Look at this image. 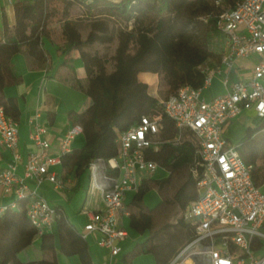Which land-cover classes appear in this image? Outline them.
Instances as JSON below:
<instances>
[{
  "label": "trees",
  "instance_id": "16d2710c",
  "mask_svg": "<svg viewBox=\"0 0 264 264\" xmlns=\"http://www.w3.org/2000/svg\"><path fill=\"white\" fill-rule=\"evenodd\" d=\"M51 1L24 0L16 9L14 35L6 29L5 39L0 43V106L16 122L21 114L17 100L5 96V88L19 81L11 60L21 52L46 60L43 38L50 34L48 26L55 16L50 9ZM62 1L64 17L72 4H78L92 20L88 35L83 37L76 22L65 19L62 27L65 43L60 49L66 65L73 64L68 55L77 50L86 74L85 81H78V89L90 104L73 118L74 125L82 126L85 144L62 159L64 178L76 170L81 180L91 162L108 161L118 155L119 133L137 125L142 115L155 114L153 111L160 108V101L150 93L149 85L139 80L140 73L162 75L172 93L184 85L203 86L207 72L221 62L222 52L217 49L216 38L222 34L216 26L217 16L233 0L222 6H217L215 0H95L90 4ZM207 16L210 18L205 21ZM110 21L117 23L116 36L111 33ZM115 41L112 59L93 52L97 43ZM263 125L264 121L247 128L238 148L244 161L254 165L253 180L259 187L264 186ZM162 126V139L176 137L175 124L165 115ZM148 158L165 168L169 175L160 181L148 178L141 181L130 208V228L148 234L140 246L142 253H152L158 264H168L195 234L182 213L198 197L193 193L197 184L191 168L199 157L192 136L187 134L176 145L166 142L159 151L150 150ZM153 187H158L163 202L148 210L143 199ZM181 194L186 198L184 202L179 200ZM57 214L64 252L77 255L81 264H94L83 234L70 225L61 208H57ZM49 235L40 237L46 240ZM37 236V229L27 216L26 201H20L17 210L4 211L0 216V264H19L18 253Z\"/></svg>",
  "mask_w": 264,
  "mask_h": 264
},
{
  "label": "built area",
  "instance_id": "2783aa9c",
  "mask_svg": "<svg viewBox=\"0 0 264 264\" xmlns=\"http://www.w3.org/2000/svg\"><path fill=\"white\" fill-rule=\"evenodd\" d=\"M69 1L90 4L95 0ZM226 1L215 3L222 6ZM216 26L225 38V47L220 64L207 72L203 86L184 85L161 100L158 114L142 115L137 125L119 133L116 157L96 159L88 167L91 190L100 191L104 207L88 212L83 236L98 234L99 246L111 257L121 253V242L129 237L120 226L121 218L130 215L126 197L137 193L143 174L150 175L159 168L148 158V152L158 151L166 142L176 145L190 134L199 157L191 168L198 197L185 207L182 216L195 234L168 264H264V193L253 180L254 165L245 162L239 145L225 137L227 125L245 111L252 110L264 120V0H233L217 16ZM250 57L258 58L251 71L231 82L237 62ZM214 76L223 79L226 92L205 100L203 91ZM164 115L178 130L174 139L161 138ZM17 126L0 106V141L14 157V162L0 172V198L14 195L16 201H26L28 219L42 236L52 232L58 214L40 196L39 187L45 182L56 189L66 187L50 168L62 164L83 129L73 125L54 156L51 144L41 137L45 130L36 124L31 137L38 150L29 155L23 173H19ZM8 208L1 207L0 214Z\"/></svg>",
  "mask_w": 264,
  "mask_h": 264
},
{
  "label": "crops",
  "instance_id": "0c3cea01",
  "mask_svg": "<svg viewBox=\"0 0 264 264\" xmlns=\"http://www.w3.org/2000/svg\"><path fill=\"white\" fill-rule=\"evenodd\" d=\"M120 2L121 0H112ZM24 0H0V43L5 39V30L8 29L11 35H14L16 26V9L23 4ZM50 9L55 16L49 24L50 34L44 36L43 47L47 51L46 60H39L35 57L21 52L15 55L11 60L13 73L19 81L5 88V96L17 100L20 109V118L18 124L19 144L17 152L20 155L18 162V172L23 173L24 165L30 154L37 151L38 148L32 140V133L36 124L45 131L41 137L51 144V153L58 154L63 136L74 125V116L82 113L90 104L87 96L78 89V81H85L86 74L80 60L77 50H73L69 58H72L73 64L66 65L65 56L62 51L65 43L63 35V23L65 19L76 21L77 14L83 16V8L78 4H72L68 8V14L64 17L65 5L62 0H52ZM89 21H92L88 19ZM77 24V23H76ZM82 34L81 29L77 25ZM223 36V35H222ZM224 44H225V38ZM223 44V49L225 45ZM223 53V51H222ZM257 57L241 59L232 70L231 81H239L242 76L248 74L257 62ZM254 61V62H251ZM141 82L152 85L157 80V74L142 72L138 75ZM226 92L223 79L220 76H214L211 85L203 91L202 97L205 100H211ZM257 116L252 110L243 112L240 116L231 121L225 130L226 139L240 145L232 132L238 130L241 124L246 132L247 128H254L256 125L251 121H246L245 116ZM251 117V120H252ZM237 139V137H236ZM85 144L83 133L77 135L72 142V149H80ZM162 147V146H161ZM159 148V150L161 149ZM158 150V151H159ZM14 162L13 152L7 149L0 141V172L9 164ZM52 172L65 182L64 189H56L50 183H43L39 187V194L43 197L52 208H61L64 211L66 220L79 233H84V227L89 221L88 212H97L103 209L104 203L100 191L91 190V176L88 169L81 180L79 173L74 170L72 174L64 178L65 169L62 164L52 166ZM169 172L159 166V168L150 175L143 174V179H152L160 181L166 178ZM79 183V188L75 186ZM31 184L34 186V182ZM198 196V190L193 192ZM172 195V193L170 194ZM134 194H129L125 199V205L129 212ZM184 195H179V200L185 201ZM163 202L158 187H153L144 196L143 204L148 210H153ZM9 207L13 210L19 208V202L14 195H3L0 198V208ZM2 214H0L1 216ZM120 226L124 227L129 237L121 242V253L116 257H111L110 252L99 246V235L95 233L88 234L85 239L88 244L89 253L94 264H137L141 256H151L152 264H158L156 257L141 252V244L148 237L147 233L140 234L130 228L129 216H123L120 220ZM46 242V244L44 243ZM17 259L19 264H47L55 262L57 264H81L77 255L66 254L62 249L61 235L56 223L48 239L43 240L37 236L31 244L21 250ZM150 262H147L149 264Z\"/></svg>",
  "mask_w": 264,
  "mask_h": 264
},
{
  "label": "rangeland",
  "instance_id": "374dc122",
  "mask_svg": "<svg viewBox=\"0 0 264 264\" xmlns=\"http://www.w3.org/2000/svg\"><path fill=\"white\" fill-rule=\"evenodd\" d=\"M82 15L83 16H79L77 14V16H76L77 18H76L75 22L79 26V29H81L82 36L86 37L89 33V30H90L91 21L88 20L90 18L86 16L84 10H83ZM110 27H111V31H112L111 33L114 36H116L117 29H118L117 23L115 21H110ZM216 43L218 45L217 49L220 52H222L224 50L223 49L224 39H223L222 35H219L216 38ZM116 46H117V41H115L112 44H99V43H97L94 46L93 52H96L102 58L112 59V57L115 54ZM251 62H254V61L251 60ZM110 68L111 69L113 68V62H111ZM231 82H233V81H231ZM149 87H150V93L154 97H156L159 101L166 99L169 95L172 94V92L170 91V88H169L168 84L166 83L165 79L163 78L162 75H159V74H157V80L151 86L149 85ZM153 112L155 114H158V112H160V108L158 107ZM251 117H252V115L249 114V116L246 115L244 118L246 121H251V124H253V125H258L264 121L263 118L258 117V116L252 117V120H251ZM237 129L238 130H236V133H235V131L232 132V137L235 138V140L237 142H240L244 138L246 132L244 130V127L241 124L238 125ZM236 137H237V139H236ZM261 190L264 193V186L261 187ZM141 257L142 258L137 260V262H138L137 264H147V262H150L149 264H152L151 256L145 255L144 257L143 256H141Z\"/></svg>",
  "mask_w": 264,
  "mask_h": 264
}]
</instances>
